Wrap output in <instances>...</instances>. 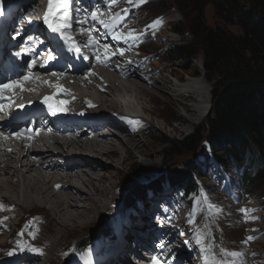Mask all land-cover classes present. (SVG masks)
I'll use <instances>...</instances> for the list:
<instances>
[{
	"label": "bare ground",
	"instance_id": "bare-ground-1",
	"mask_svg": "<svg viewBox=\"0 0 264 264\" xmlns=\"http://www.w3.org/2000/svg\"><path fill=\"white\" fill-rule=\"evenodd\" d=\"M103 2L104 0H86V4L81 9L83 15L78 13L79 21L83 20V22H79V25L76 23L73 31L81 34L83 27L91 31V48L94 50V54L89 55L87 61L78 67H75L77 66L76 62L75 66L72 64L75 60L73 56L75 44L69 40L71 35L68 32H64L63 38H58L57 41L50 38L45 41L41 37L48 29V26L43 22L48 6L47 0H5L0 7V24L13 19L20 22L21 30L19 28L14 30L19 34L12 43L15 53L21 48L28 49L20 57L16 56L18 64L13 71H6L5 74V78L18 80V77L14 75L18 72L22 81L23 88L17 87L19 94L15 104L18 105L19 110L38 108L40 110L38 118L44 120L47 126L46 129L41 128L35 131V127H25L26 123L25 125L16 123L9 128L7 122L1 123L9 111L5 103H0L2 105L0 107V214L5 213L4 205L25 210H47L55 222V230L51 239L48 242L41 241L40 248H37L36 251L37 245L30 248V252L26 253L24 257L22 256L23 258L18 264L50 263L52 255L59 252V244L66 235L70 236L76 231L86 230L93 225L97 218L105 216L108 211L112 212L110 202L116 201L118 196L113 193L115 188L114 173L110 164L116 169L120 167L116 173L120 174L134 160L135 153L150 158L159 152L150 151L143 139V143L136 139L138 135L134 131L141 132L145 120L140 118L141 115L133 113L134 110L129 106L130 101H127L128 103L125 101L132 95L142 94L143 97L140 98L141 101L138 102V105L147 108L146 97L151 95L155 99L153 91L156 88L151 86L158 85L160 81L154 79L149 70L134 63L139 58H136L135 54L130 56L132 58L127 55L132 50L126 51L121 56L120 49H117L115 45L102 44L98 41L97 38L102 42L108 41L110 33L107 34V31L117 28L124 17L123 12L111 10L113 4ZM106 8L112 14L108 19H104L110 27L105 28L101 24V27L96 31L97 27L93 28L96 21L91 19L90 13L98 10L104 18L108 16L104 13ZM74 21L76 22V20ZM30 23H33L31 24L32 28H28ZM132 29L135 30L134 35L139 38L140 30L136 28H126L118 33L127 35V32ZM33 31H36V35L32 34ZM13 35L8 32L5 39L7 40ZM154 36L156 37V34ZM28 37L33 39L29 40ZM119 41L124 42L123 45H130L129 39ZM104 45H108L111 50L108 52V58H105ZM81 47L82 50H85L83 42ZM48 52L49 55L55 57L51 61L47 59ZM111 53H115V55H111ZM68 55L70 57L66 59L65 57ZM97 56L100 59H97ZM114 60H122L123 63L119 64L116 61L114 63ZM33 61L35 62L34 66L29 69L28 65ZM134 67H137V70L132 71ZM136 74L147 78L148 82L137 80ZM25 75L31 78L23 80L22 77ZM44 81L50 83H44ZM165 83L166 81H163L164 88L169 87ZM57 84L62 86L61 90L54 87ZM118 92L125 99L119 100L116 95ZM46 96L51 97L49 103L57 109L55 112L49 108L48 104L44 103ZM181 97L184 99L182 101L184 107L188 109L189 105L185 101L194 100L196 96L194 97L190 87H187L185 95L183 94ZM41 99L42 103H40ZM31 101L37 104L31 103ZM58 101L64 103L58 104ZM207 103L209 104V102ZM59 108H63L64 111H59ZM209 108L210 104L207 106V110ZM84 110L92 113L83 112ZM45 111L48 116H45ZM79 112L100 115L107 119L98 126L79 128L80 131L77 133L74 132L76 127L73 125L64 123L61 126L58 125L60 123L58 118L65 119ZM13 133H21V135L16 136ZM126 133L131 135L130 139L126 138ZM22 184L26 187V191L23 190L24 193L20 189ZM149 184L150 182L147 183V185ZM16 196H18L17 199ZM166 198L167 196L164 200ZM211 200V196L206 197L207 202H211ZM202 203L204 202L202 201ZM177 209L178 207L174 205L163 207L159 223L150 230L149 225H145L148 229L144 230L146 232L144 239L137 236L133 245L127 246L124 251L111 257V262L118 263L119 255L122 254L123 257L131 247V253H133V249L140 245L136 246L138 242L143 244L147 240V243L154 244L158 247V251H161L159 255L163 257L164 264H204V257L209 256L210 253H200L199 255V248L192 242L186 241V238H191V234L182 235L179 238V240L182 239V244L179 245L178 242L181 240L175 242V237L172 236L173 228L164 223L168 216L175 213ZM174 219L175 217L172 216V220ZM137 230L139 231V229ZM11 234H13V230L9 231L6 237L9 238ZM115 243L117 242L111 240L102 247V252L109 253L112 249L111 246ZM97 256V247L91 248L89 252L85 253L86 262L88 264L95 263ZM253 256L251 255V257ZM243 259L244 262L247 261L245 257ZM190 260L192 261L190 262ZM244 262L243 264H245ZM130 263L129 261L124 262V264Z\"/></svg>",
	"mask_w": 264,
	"mask_h": 264
},
{
	"label": "rangeland",
	"instance_id": "rangeland-1",
	"mask_svg": "<svg viewBox=\"0 0 264 264\" xmlns=\"http://www.w3.org/2000/svg\"><path fill=\"white\" fill-rule=\"evenodd\" d=\"M135 1L136 0H134V2ZM4 2L5 0H0V7ZM151 2V4L137 10L135 18H131L123 27L140 26L142 22H147L163 14L171 19V23L167 24L165 29L157 33L156 37H143L136 43L131 44V46L120 48L119 53L121 50H123L124 53L128 50H132L127 55L130 57L135 54L136 58H139L136 62L134 61V63L149 70L153 78L160 81L158 85L151 86L156 88L153 91L155 99H153L151 95L146 97L148 103L147 108L138 105V102L141 101L140 98L142 99L143 97L142 94L132 95L128 100H124L126 103L130 101L129 106L134 110L133 113L141 115L140 118L145 120V122H143V130L141 132L134 131L138 135L136 139L140 141L143 139L150 151L159 152L157 155L150 158L142 157L135 153L134 160L129 163L127 168L120 174H116L118 170H120V167L116 169L115 166L112 165L111 167L110 164V168L114 173L113 184L115 188L113 189V193L118 196L116 201L110 202L112 212L108 211L105 213V216L103 215V217L100 216L97 218L93 225L86 230L76 231L70 236L66 235L59 244V252L52 255V261L47 264H73V260L79 258L77 251V247L79 249V246L77 242H80L83 238L86 239L89 236L91 237V235H93L94 232L96 233L99 229H107V225H110L111 228L113 227L112 229L115 233V229L119 230L122 224L125 225V223H127V215L131 213V208L126 206L125 201L130 199L132 193L131 189L128 190L126 188L129 178L135 179L137 183L147 186V183L153 180L154 177L162 173L170 172L174 168L185 171L188 169L190 162L195 163L193 173L198 183V192L193 191V195L184 196V186L186 185H179V187L175 188L173 193L169 195L168 199L171 205L178 207L176 212L170 215L171 218L173 216L175 219H171L172 222L169 225L165 223L166 226L173 228L171 233L172 236L175 237V242L181 240L178 242V244L181 245L182 239L179 240V238L182 237L181 233H183V235L191 234L192 236L188 241L192 242L193 245L195 244L200 249H198L199 255L200 253L209 252L216 260L223 259L227 264L231 262H234V264H243L244 257L247 260L244 262L245 264H264V187L254 186L253 189L242 196L241 192H239L241 181L239 176L243 172V169L238 168L230 158V163H223V167L218 168L212 160L213 158L209 150L212 151L219 162H221L219 154L223 153V151H214L212 146L205 141L195 154L188 153L174 157H170L169 155L174 148L172 143L175 140L192 134L207 118L212 106V86L204 76V68L202 66L203 56L201 53L189 63L190 67L187 70L183 68L182 61L171 60V57L166 54V51L170 50L171 47L188 43L192 39V36L188 33L180 35L173 31L178 23L186 20V13H180L179 10L172 6L177 5V0H153ZM131 4L128 3V0H118V3L114 4L111 10H124V6ZM163 5H169L171 8H164ZM205 17L210 26H215L217 24V18L212 5H208L205 8ZM232 30L236 33H240V28L238 26L232 28ZM145 38L154 39V41L147 42ZM142 40L146 42H142ZM105 51L111 50L108 48ZM115 61L116 60H114V63ZM118 61L119 60L116 62L119 64L123 63L122 60ZM134 70H137V67L132 68V71ZM137 75L140 74H136V77ZM142 78L148 82L147 78ZM137 80L139 79L137 78ZM163 81H166L169 87L164 88ZM187 87H190L191 94L194 97L196 96L194 100H190L191 102L185 101L189 105L188 109L184 107L182 103L184 99L181 97V95H185ZM116 95L119 100L125 99L119 92ZM207 102L210 104L208 110L207 106L209 104ZM83 112L92 113L88 110H84ZM125 136L130 139L131 135L129 136V134L126 133ZM222 160L225 161V158L223 157ZM233 164L235 165L234 168L232 167ZM249 171L257 172L254 169H249ZM188 174L190 175V172ZM152 183L153 182H150L149 185ZM20 189L22 192L23 190L25 192V185H20ZM23 193H21V195ZM157 196L158 195L155 197ZM209 196L212 197L211 202L206 201V197ZM17 197L18 196H16V199ZM165 197L166 196L160 199L164 200ZM202 201L204 203H202ZM217 204H220V206L225 205V208L228 207V209L222 210L212 206ZM241 208L255 209L256 211L249 213V215H255L258 219L245 220L244 213L240 211ZM3 209L5 213L0 214V264H6L8 261H18L22 259L26 253L28 254L30 252V248L37 245V247H35L36 251L37 248H40L39 245L41 241L48 242L51 239L53 231L55 230V222L52 220L53 216H51L47 210L17 209L8 205H4ZM190 219L193 220L194 223H189ZM143 223L138 225L137 229H139L140 232H143L147 228L145 226L142 227ZM12 230L13 234H11L9 238L6 237V234ZM21 232H23V235H20ZM137 233L138 231H135V234ZM197 234L201 236L202 244L205 249H208L209 245L213 247L206 251H201V245L196 243ZM128 236L127 246L133 245L136 241V239H134V234L133 236L130 234ZM248 236H254L255 239L245 243ZM110 239L111 237L102 236V238L94 241L90 246L86 247V249L88 250L95 247L102 248L110 242ZM69 242H73L71 247ZM139 244L141 243L138 242L136 246ZM148 244H150V242H148ZM222 248L227 249L228 253H238L239 255L232 256L223 254L220 251ZM9 252L12 254L9 255ZM251 255L254 256L251 257Z\"/></svg>",
	"mask_w": 264,
	"mask_h": 264
},
{
	"label": "trees",
	"instance_id": "trees-1",
	"mask_svg": "<svg viewBox=\"0 0 264 264\" xmlns=\"http://www.w3.org/2000/svg\"><path fill=\"white\" fill-rule=\"evenodd\" d=\"M176 4L172 6L180 13L185 12L186 20L173 31L180 35L188 33L192 39L171 47L166 54L171 60L182 61L187 70L189 63L201 53L204 76L212 86V106L205 121L192 134L172 143L174 148L169 155L195 154L207 142L214 151H223L220 159L230 158L243 169L240 183L244 196L254 186L264 187V0H177ZM208 5L214 7L215 26L206 21ZM236 26L240 33L232 30ZM189 164L185 171L174 168L154 177L149 186L129 178L126 188L132 193L125 201L126 206L136 207L152 192L168 186L186 185L187 195L198 192L193 173L195 163ZM113 234L107 225V229H99L77 242L79 250ZM72 244L69 242L70 247Z\"/></svg>",
	"mask_w": 264,
	"mask_h": 264
},
{
	"label": "snow or ice",
	"instance_id": "snow-or-ice-1",
	"mask_svg": "<svg viewBox=\"0 0 264 264\" xmlns=\"http://www.w3.org/2000/svg\"><path fill=\"white\" fill-rule=\"evenodd\" d=\"M147 0H139L140 4H144L146 3ZM111 4H116L118 3V0H110ZM128 3H134V0H128ZM69 6H70V0H48V6H47V10L44 13V23L48 26L49 29H51L53 32H57V33H61L62 35L64 34V30L66 28H68L70 25L68 24V18H69ZM126 11V10H125ZM101 13H99L98 10L96 11H92L90 13L91 19L95 20V21H99L100 24H102L105 28H109L110 25L108 22H106L103 18H102ZM86 22V21H85ZM163 23L162 18H157L152 25H150L149 27H157L159 25H161ZM135 30H129L127 32V35L123 34V33H113V39L116 40H125L127 41L129 38L135 40L138 39V36L134 35ZM29 40H32V37H28ZM69 39H71L69 37ZM109 48L108 45H104V49L107 50ZM70 51L72 50L71 48L69 49ZM76 51H79V48L75 49ZM28 49L25 48H21L18 52L15 53V56L20 57L22 53L27 52ZM121 56L124 55V51L121 50L119 53ZM109 53L107 51H105V58H108ZM111 55H115V53H111ZM55 57H53L52 55H49L47 57V59L49 61L53 60ZM85 59H87V57H85ZM97 59H100L99 56H97ZM35 62H31L28 67L29 69H31L34 66ZM94 75V73H92ZM53 75H56L55 73H53ZM31 77L28 75H25L22 77L23 80H28ZM44 83H50L49 81H44ZM15 87H20L23 88V84L21 82V80H10L8 83H0V95H2L5 91H11L12 89H14ZM54 87H56L58 90H61L62 86H60L59 84L54 85ZM9 99H11L9 97ZM51 100V97H45L44 98V103L48 104L49 108L53 110V112H55L57 109L53 108V105L51 103H49V101ZM59 103H64L63 101H58ZM91 103V102H89ZM0 107H2V105H0ZM59 111H64L63 108H59ZM13 135L19 136L21 135V133H13ZM219 211V210H218ZM240 211L242 213H244V219L248 220V219H258V217H256L255 215H249V213L255 212V209H247V208H241ZM189 223H194L193 220H189ZM183 235V233H181ZM20 235H23V232L20 233ZM255 239L254 236H248L247 240L245 241V243H247L248 241H251ZM196 243L201 245V251H206L208 249H211L213 246L209 245L208 249H205L204 245L202 244V239L201 236L199 234L196 235ZM161 247H163V245H161ZM221 253L226 254V255H239L238 253H228L227 249H221L220 250ZM12 253L9 252V255H11ZM152 264H159L158 258L157 257H153L152 260ZM204 264H227L226 261H224L223 259L220 260H216L214 258L213 255H209V256H205L204 257Z\"/></svg>",
	"mask_w": 264,
	"mask_h": 264
},
{
	"label": "clouds",
	"instance_id": "clouds-1",
	"mask_svg": "<svg viewBox=\"0 0 264 264\" xmlns=\"http://www.w3.org/2000/svg\"><path fill=\"white\" fill-rule=\"evenodd\" d=\"M222 158H223V157H222ZM222 158H221V161H223ZM222 163H224V162H222Z\"/></svg>",
	"mask_w": 264,
	"mask_h": 264
}]
</instances>
